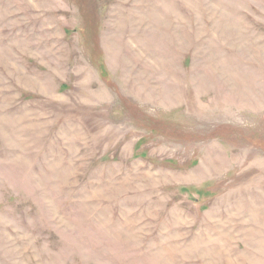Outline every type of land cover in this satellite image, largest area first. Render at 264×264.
<instances>
[{
    "label": "rangeland",
    "instance_id": "obj_1",
    "mask_svg": "<svg viewBox=\"0 0 264 264\" xmlns=\"http://www.w3.org/2000/svg\"><path fill=\"white\" fill-rule=\"evenodd\" d=\"M0 264H264V0H0Z\"/></svg>",
    "mask_w": 264,
    "mask_h": 264
},
{
    "label": "trees",
    "instance_id": "obj_2",
    "mask_svg": "<svg viewBox=\"0 0 264 264\" xmlns=\"http://www.w3.org/2000/svg\"><path fill=\"white\" fill-rule=\"evenodd\" d=\"M85 9V8H84ZM94 10H95V8H94Z\"/></svg>",
    "mask_w": 264,
    "mask_h": 264
}]
</instances>
